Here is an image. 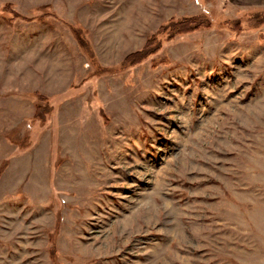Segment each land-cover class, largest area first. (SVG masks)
I'll return each instance as SVG.
<instances>
[{
    "label": "rangeland",
    "instance_id": "1",
    "mask_svg": "<svg viewBox=\"0 0 264 264\" xmlns=\"http://www.w3.org/2000/svg\"><path fill=\"white\" fill-rule=\"evenodd\" d=\"M0 264H264V0H0Z\"/></svg>",
    "mask_w": 264,
    "mask_h": 264
},
{
    "label": "trees",
    "instance_id": "2",
    "mask_svg": "<svg viewBox=\"0 0 264 264\" xmlns=\"http://www.w3.org/2000/svg\"><path fill=\"white\" fill-rule=\"evenodd\" d=\"M206 25L207 23L204 21L196 22L195 20H186L182 22V25L180 27L176 25H172L170 30L176 31L177 33H185V32L194 31L197 28L201 26H206ZM174 27H176V30L174 29ZM146 55L147 54L144 53V50H139L135 53L129 54L125 58L124 62H127L130 65H133L145 59Z\"/></svg>",
    "mask_w": 264,
    "mask_h": 264
}]
</instances>
